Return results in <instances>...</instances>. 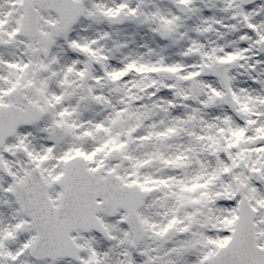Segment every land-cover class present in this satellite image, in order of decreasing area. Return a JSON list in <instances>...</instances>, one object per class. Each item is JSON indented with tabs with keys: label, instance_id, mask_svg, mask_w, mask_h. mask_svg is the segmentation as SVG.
<instances>
[{
	"label": "snow or ice",
	"instance_id": "snow-or-ice-1",
	"mask_svg": "<svg viewBox=\"0 0 264 264\" xmlns=\"http://www.w3.org/2000/svg\"><path fill=\"white\" fill-rule=\"evenodd\" d=\"M0 264H264V0H0Z\"/></svg>",
	"mask_w": 264,
	"mask_h": 264
}]
</instances>
